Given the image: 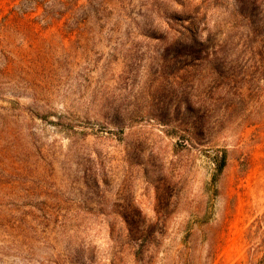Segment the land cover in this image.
I'll list each match as a JSON object with an SVG mask.
<instances>
[{
	"label": "rangeland",
	"instance_id": "rangeland-1",
	"mask_svg": "<svg viewBox=\"0 0 264 264\" xmlns=\"http://www.w3.org/2000/svg\"><path fill=\"white\" fill-rule=\"evenodd\" d=\"M0 264H264V0H0Z\"/></svg>",
	"mask_w": 264,
	"mask_h": 264
},
{
	"label": "trees",
	"instance_id": "trees-1",
	"mask_svg": "<svg viewBox=\"0 0 264 264\" xmlns=\"http://www.w3.org/2000/svg\"><path fill=\"white\" fill-rule=\"evenodd\" d=\"M224 166H225V158L222 157L220 163H218L217 168H218L219 170H222Z\"/></svg>",
	"mask_w": 264,
	"mask_h": 264
}]
</instances>
